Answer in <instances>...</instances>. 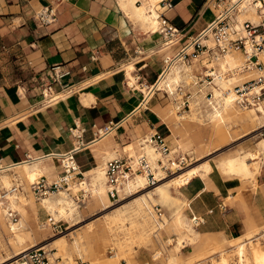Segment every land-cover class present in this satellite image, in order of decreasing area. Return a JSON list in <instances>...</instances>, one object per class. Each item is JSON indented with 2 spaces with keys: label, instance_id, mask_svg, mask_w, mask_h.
<instances>
[{
  "label": "crops",
  "instance_id": "0c3cea01",
  "mask_svg": "<svg viewBox=\"0 0 264 264\" xmlns=\"http://www.w3.org/2000/svg\"><path fill=\"white\" fill-rule=\"evenodd\" d=\"M211 1L168 0L169 4H159V13L179 30V41L166 46L165 36L143 29L125 13L120 0H0V189L5 188L2 173L12 177V186L17 185L15 165L72 149L74 138L70 128L75 121L86 129L83 148L75 155L83 179L85 173L106 163L103 148L127 156L132 143L152 131H160L169 142L172 135L169 112L158 99L168 91L151 94L146 100L141 88L147 87L149 91L163 69L164 59L175 56L214 21L218 9L213 8ZM52 2L57 5V20L42 25L35 15ZM232 56L243 59L242 55ZM59 63L71 69L72 74L65 81L73 85L74 91L47 104L42 88L48 81L50 67ZM183 66H189V75L196 85L195 79L204 73V66L200 61ZM130 67L134 68V86L129 84ZM182 86L185 93L192 91L187 88L189 85ZM168 95L177 101V95L181 94L175 91L173 96L169 92ZM179 103L176 102L177 108ZM194 104L193 96L191 105ZM110 123L119 126L97 142V131ZM49 162L53 164L45 176L53 182L62 167L56 158ZM201 178H192L178 192L190 202L187 215L204 219L198 227L201 234L230 240L248 232L251 222L264 225V164L256 177L258 187L254 191L251 186L243 187L241 180L225 178L220 173L210 174L208 183ZM9 204L5 201L3 208ZM220 204L225 205V210L219 208ZM15 212L16 223H21V214ZM48 216L39 201L28 207L24 227L35 242H44L67 229L64 220L59 232L43 227ZM205 249L198 247L193 254ZM154 258L158 257L154 254ZM56 261L63 263L60 257Z\"/></svg>",
  "mask_w": 264,
  "mask_h": 264
},
{
  "label": "bare ground",
  "instance_id": "6f19581e",
  "mask_svg": "<svg viewBox=\"0 0 264 264\" xmlns=\"http://www.w3.org/2000/svg\"><path fill=\"white\" fill-rule=\"evenodd\" d=\"M139 1L142 2V5L137 4ZM160 1L161 0H120V5L125 13L129 15L130 18L134 19L137 24L139 23L143 29L154 32L158 29L156 17L159 13L157 8ZM244 6L246 8L242 9V11L238 14L240 22L245 19H251L254 22H259L260 17L256 13L255 8L247 5L246 3ZM205 42L210 46L214 45L212 39L210 38L205 40ZM232 55H242L243 59L241 60L240 58H235ZM213 64L217 65L221 71L226 70L228 67L239 68L244 65V54L242 52H231L224 58H220L219 60L211 63V65ZM179 65L182 66L180 67ZM183 65L185 64H173L171 70L159 78L157 82L159 90L168 91L173 96L177 86H179L182 80L186 78V76L190 77L188 71L190 70V68H188L189 66L184 67ZM133 69V67L128 69L129 84L131 86L136 84V78L132 75ZM242 78L243 75L234 73L230 79L227 81L223 80L220 85L224 88H228ZM191 79L193 78L191 77ZM141 90L146 93V100H148L152 94V90L148 91L147 87H143ZM200 93L203 94L204 91L199 92L198 87L196 86V95L193 96L195 98L198 95L203 101L204 97ZM205 99L208 102L207 107H203L200 104V99L197 97V100L195 99V104L192 106L190 111L191 113H189L188 117L185 115H178V117L182 120L189 118L193 120L192 122L196 124L198 123L202 129H206L207 135L204 134V138H207L208 141L213 142L215 139L220 141L218 148L212 151L211 147H207V149L206 146L204 147V138L201 136L202 133L199 134V148L201 147L206 149V156L211 155L216 150L218 151L221 148L222 141L228 136L231 137L230 128L234 124L247 126L249 128L248 132L257 131L264 127V114H261L252 107L240 105L237 101L233 100L232 94L224 95L218 88H213V96L206 97L205 95ZM83 101L87 102L85 99ZM202 118H207L208 123H206ZM108 136L109 135L104 136L97 142L106 139ZM143 138L132 143L130 157L135 160L141 149H144L149 154L153 164H156L159 154L151 145L141 143L144 141ZM177 142V149H182L183 147L182 151L191 150L189 142L188 145L185 144L184 146H181L183 144H180L179 141ZM143 144L144 146L142 148ZM103 149H105L103 161L120 155L118 150H111L108 147ZM185 153L183 152V154ZM263 155L264 138H262L261 141V148H258L256 151L249 150L235 153L231 156L222 157L216 164V167L228 178L255 180L257 175L260 173L261 165L264 164ZM49 159H51V156L45 158L41 157L35 160L33 159V161H25L19 165H15L14 169H16L18 175L16 176L14 182L22 185V188L16 192L10 191L6 195V200L0 201V220H2L4 224L3 219L8 218L10 211V209H8L9 207H11L14 211H18L21 214L22 219L21 223H16L9 217L7 222H5V226L7 227L6 229L9 233L8 246L10 245L16 249L13 254H8L7 257L0 255V264H18V257L23 252L43 243L39 241L35 242L33 236H31L32 234L30 235L29 231H26L24 227V220L28 216V207L31 206L34 203L33 200H35V198H33L34 196L31 195V192H33V184L39 176L46 175L51 169V164L53 163H50ZM200 159H202V157H199V159L196 160L199 161L198 164L192 163L188 167H183L181 170L174 171L171 175H166L164 172H161L160 175L163 176L156 185L151 187L146 185L147 180L145 175L137 172L134 179L129 180V182L125 185V191L129 196L123 197L117 201L121 203L125 199L131 198L128 203H124L122 205H117L116 202L111 200L108 196L105 162L100 163L97 167H94L89 172L85 173V179L82 178L80 182L74 181L70 186V188H72L71 192L61 190L58 193H51L41 198H38L34 192L33 195L36 196L37 201H39L41 206L48 211L49 215H52L58 221L66 219L73 222L77 220L75 215L79 212L78 209L81 206L75 200L74 195L76 196L82 188L85 189L86 193L91 192V196L95 200V203L102 206V209L107 210V208L117 205L112 211L110 210L111 212L105 214L100 230L93 232L94 238H100L106 242L111 241L118 245L119 250L112 256H108L109 261L113 264L119 262V257L123 255L125 247H130L132 244L130 237L127 238L128 234H124L126 232L124 226L128 223V221L131 223V229L139 228L138 234L140 236V240L144 242L150 241L152 234L155 237H158L159 230H165L167 227H171L173 230L172 232L177 234V239L174 240L173 238H170L167 241L169 245H173V248L172 250H167L168 253L167 257H165V264H198L201 257L209 259L206 264H264V241H262V239H264V225L257 226L252 222L248 224V232L245 234L233 237L230 240H225L218 236L215 238L217 245L214 249H205L202 254H194L182 263L181 256L183 249L187 246L194 247L198 245L201 241L202 234L197 228H195L197 225L193 221L194 215L189 217L185 213L186 207L190 202L186 198H182L181 195H174L171 190L172 188H175L179 192V187L188 184L190 180L196 176L202 177L206 182L208 181L209 174L214 167L209 160L202 161V159V162H200ZM133 162L135 163V161ZM134 169H136V164H134ZM1 170L4 171L5 169L3 168ZM11 178L12 177H10L8 173H2L1 175V182L7 189H11L13 185ZM5 201H9L10 203L8 205L9 207L7 206L8 208H3ZM156 203H160L165 206L168 211H170L171 217H174L172 223H170V219L167 218V216H164V214H155L156 211L154 212V205ZM70 234L74 237V240L71 243L67 240L66 235H61L57 237V239L52 240L51 243L54 245L53 249H57V251L51 253V259L54 264H58L56 259L59 257H64V259H69V261L73 260L74 254L83 257L81 251L82 246L80 247L81 242L77 238L76 232L73 231L70 232ZM28 240L32 241L29 245L25 246L24 244ZM212 241L213 240H211L210 243ZM48 245L49 244H46L45 247ZM161 255L162 252H157L155 254L156 257H160ZM233 261H235V263H233Z\"/></svg>",
  "mask_w": 264,
  "mask_h": 264
},
{
  "label": "built area",
  "instance_id": "2783aa9c",
  "mask_svg": "<svg viewBox=\"0 0 264 264\" xmlns=\"http://www.w3.org/2000/svg\"><path fill=\"white\" fill-rule=\"evenodd\" d=\"M169 4L168 0H161L160 4ZM245 3L255 8L260 17L259 22L245 19L240 22L238 14L245 9ZM213 8L218 9L217 15L197 37L192 38L175 56L164 59V66L156 82L150 87L152 94L159 90L157 82L162 75L169 72L176 63L190 65L193 61H200L204 66V73L197 75L195 82L199 92L206 91V97L213 96V88H218L224 95L232 94L233 100L240 105L252 107L264 114V0H212ZM35 19L42 25H48L57 20V5H51L41 9ZM158 21L157 32L165 36L164 44L170 46L179 41V30L171 24L161 13L156 17ZM212 39L214 45H208L205 40ZM242 52L244 54V65L239 68L220 70L217 65H211L214 61L224 58L228 53ZM234 73L243 75V78L232 84L231 87L224 88L220 83L230 79ZM72 74L71 69L63 63L50 67L48 81L42 88V95L45 103H52L62 95L74 91L70 82L65 81ZM245 75V76H244ZM183 81L177 86L176 93H180L183 98L182 106L190 107L193 99L191 92H184ZM58 87V89L56 88ZM166 92V91H165ZM168 94V92H166ZM119 123H110L96 133V140L112 133ZM70 133L74 138V146L68 152L60 155H50L60 161L62 172L56 180L49 182L45 175L37 178L33 184V192L38 198L58 193L61 190H70L74 181L80 182L84 174L76 162L75 155L82 150L84 145L85 127L75 121L70 128ZM144 144H149L159 154L156 164H153L149 154L141 149L139 155L133 160L129 155L117 156L108 159L105 163L107 175L108 196L114 202L125 196V185L129 180H133L136 173L144 174L146 185L151 187L156 185L163 175H171L174 171L189 165L191 158L188 154L173 152L167 136L160 131H152L143 136ZM142 145V148L144 146ZM135 161V163L133 162ZM136 164V169H134ZM175 167V168H174ZM22 185L19 183L11 189H0V201L6 200L7 193L19 191ZM76 197L79 203L83 204L86 199V191ZM219 208L225 210V205L220 204ZM160 212V211H159ZM210 213L213 210L209 211ZM15 211L10 209L8 217L17 222ZM161 215V213L159 214ZM63 220H56L52 215L48 216L43 227H51L55 232H59ZM194 223L199 226L204 222L202 217L193 216ZM18 264H54L49 251L45 245H38L23 252L18 257Z\"/></svg>",
  "mask_w": 264,
  "mask_h": 264
},
{
  "label": "rangeland",
  "instance_id": "374dc122",
  "mask_svg": "<svg viewBox=\"0 0 264 264\" xmlns=\"http://www.w3.org/2000/svg\"><path fill=\"white\" fill-rule=\"evenodd\" d=\"M182 81L184 82L182 84L189 85V86H187V88H190L192 90L191 91L192 94L195 96L196 95V86L193 85V81H192L191 77L187 76ZM204 93H206V91H204ZM201 95L203 96L204 94H201ZM177 97L179 98V100H177V101L180 102L178 104V105H180V108L176 107L177 101L175 100V98L170 97L168 94L161 93L159 95L158 99H160L162 101V103L167 107V111L169 112L168 116H169V120L171 121L170 125L172 127V135L169 138V143L171 145V148L174 152L179 151L182 154H183V152L184 153L186 152L185 154H188L191 158L189 165H191L192 163L198 164L199 161H196V160L199 159V157H202L203 160L200 159V162H202L204 160H209L214 167V169L211 171L210 174L220 173L225 178H228L224 174H222L218 170V168L216 167V164L218 163V161L222 157L231 156L235 153L245 152V151H249V150L250 151H256L258 148H261V141H262V138H264V127H262L261 129H259L257 131H253L254 132L253 133V132H248L249 128L247 126L234 124L230 128L231 137L228 136L222 141L221 148L218 151L216 150L211 155L206 156L205 151H206L207 147L208 148L211 147L212 151H213L216 148H218V146H219L218 144L220 141L218 139H215L213 142H210L207 140V138H204V134L207 135V130L202 129L198 123L196 124V123L192 122L193 120H191L189 118H186L183 120L179 119L178 115H185L188 117L189 113H191L190 111H191V108L193 105H191V107H183L182 106L183 98L181 97V95H177ZM197 97L200 99V104L203 107L208 106V102H205L204 100L202 101L201 97H199L198 95H197ZM197 97H195L196 100H197ZM202 119L206 123H208L207 118H202ZM148 133H150V132H148ZM165 133L167 134V132H165ZM168 134H171V132H169ZM199 134H201V136L204 138L203 144L205 143L204 147L206 146V149L205 148L203 149L200 147L202 149L201 150L199 148V145H200L199 144L200 140L198 138ZM142 137H143V135H142ZM177 141H179L180 144H183L181 146H184L185 144L188 145V142H189V146H190L191 150L190 151H182L183 147H182V149H180V148L177 149V147H178ZM128 155L130 156V154H128ZM263 158H264V155H263ZM250 161H252V160H250ZM188 166H186V167H188ZM229 178H231V177H229ZM235 179L240 180L239 178H235ZM255 180L251 179V180H241V181H243V187L245 185H248L249 187L251 186V188L254 191L258 187L257 182ZM71 191H72V188H71L70 192ZM171 191L173 192L174 195H178V191L175 188H172ZM31 193H32L31 195L34 196L33 198H35V200L37 201L36 196L33 195V192H31ZM81 193H83V192L79 191L76 194V196L74 194H72V195H74V198H76V197L80 196ZM85 195H88V196L84 200L83 204L78 203L81 207H79V209H78L79 212L75 215L77 220L71 222L70 220H66V219L64 220L63 219L64 221H67V224H66L67 229H64V231L61 234L53 235L49 239L45 240L42 244L43 245L49 244L45 248L48 251H50L49 256L52 257L51 253L57 251V249H53L54 245L50 244V242L54 239H57V237H59L61 235H66L67 240L69 241V243H71L74 240V237H73V235L70 234V232L75 231L77 234V238L81 242L80 247L82 246L81 251H82L83 257H80L79 255L74 254L72 261H69V259H64V257H60V259L63 262L62 264H73V263L74 264L75 263L76 264H78V263L79 264H113L112 262L109 261L108 256H112L115 252H117L119 250L118 245L114 244L111 241H109V242L103 241L99 237H98L99 239L94 238L93 232L100 230L101 225L103 224L105 214H107L108 212H111L119 204L122 205L124 203H128L131 198L125 199L126 201L124 200L121 203L116 202L117 205H114L110 208H107V210H106V209H102V206L97 205L95 203V200L91 196V192L85 193ZM128 196H129L128 193H126L125 196H123V197H128ZM35 200H33V201L35 202ZM162 206L163 205H161L160 203H156L154 205V212L156 211L155 214H160V213L164 214V216H167V218L170 219V223H172L174 220V217L172 218L170 211H168V209L165 206H163V207ZM187 208H188V206L186 207V209ZM185 213H186V210H185ZM3 221H4V224H3L2 220H0V251H1L0 255L7 257L8 254H13V252L15 251L16 248H14L10 245L8 246V244H9V241H8L9 240L8 239L9 233H8V230L6 229L7 227L5 226L6 219L4 218ZM130 224H131L130 221H128V223L125 224L124 228H125L126 232L124 234H126V233L128 234L127 238L130 237L132 244L130 247H125V250L123 251V255H121L119 257L120 258L119 262L115 263V264H165L166 263L165 257H167V253H168L167 250H172V248H173V245H169V243L168 242L166 243V241H168L170 238H173L174 240L177 239V234L172 232L173 230L171 229V227L170 226L167 227L165 229L166 231L164 229L159 230V236L158 237H155L152 234L151 240L148 242H144V241L140 240V236L138 234L139 228H132L131 229ZM198 227L199 226H195V228H197V229H198ZM198 231H200V229H198ZM50 233H53V232L51 231ZM216 237H217L216 235H213L212 237H210L209 234H202L201 235V241L198 245H196L194 247L193 246H187L186 248L183 249V253L181 256L182 263H184V261L186 259H188L189 256H193L194 255L193 253L196 252L195 249L198 247H200V249H203V248L205 249L206 247H207V249H214L217 245L216 240H215ZM211 240H213V241L210 243ZM31 241L32 240H28L24 245L25 246L29 245L31 243ZM262 241H264V239H262ZM164 243L167 246H165ZM164 246H165V248H164ZM51 248H52V250H51ZM100 249H102V250H100ZM157 252H162V255L160 257H158L157 259H155L154 254H156ZM203 252H204V250L198 252L197 254H202ZM190 254H193V255H190ZM208 261H209L208 258L205 259L204 257H201V260L198 264H206ZM233 263H235V261H233ZM184 264H186V263H184Z\"/></svg>",
  "mask_w": 264,
  "mask_h": 264
}]
</instances>
